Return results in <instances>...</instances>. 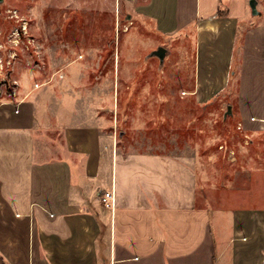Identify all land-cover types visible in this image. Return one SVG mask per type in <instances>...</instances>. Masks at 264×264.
Listing matches in <instances>:
<instances>
[{
	"label": "crops",
	"instance_id": "0c3cea01",
	"mask_svg": "<svg viewBox=\"0 0 264 264\" xmlns=\"http://www.w3.org/2000/svg\"><path fill=\"white\" fill-rule=\"evenodd\" d=\"M248 1L227 0L225 16L219 0H148L143 12L161 34L194 44L195 94L209 99L236 78L263 114L264 0L255 12ZM27 94L0 104V264H264V209H234L213 231L192 156L129 138L103 153L92 123L53 121L50 136L55 114L36 118ZM109 155L112 209L94 182Z\"/></svg>",
	"mask_w": 264,
	"mask_h": 264
},
{
	"label": "rangeland",
	"instance_id": "374dc122",
	"mask_svg": "<svg viewBox=\"0 0 264 264\" xmlns=\"http://www.w3.org/2000/svg\"><path fill=\"white\" fill-rule=\"evenodd\" d=\"M146 5L0 0V104L28 93L36 118L55 114L46 126L50 136L53 121L92 123L102 146L107 140L103 153H110L111 140L119 150L129 138L135 149L155 144L192 156L197 202L216 231L234 209H264V113H254L255 101L244 102L236 78L209 99L195 94L194 44L161 34L143 12ZM158 45L169 49L160 69L156 57H146ZM241 70L231 68L237 77ZM110 160L101 159L99 189L110 188Z\"/></svg>",
	"mask_w": 264,
	"mask_h": 264
},
{
	"label": "water",
	"instance_id": "95a60500",
	"mask_svg": "<svg viewBox=\"0 0 264 264\" xmlns=\"http://www.w3.org/2000/svg\"><path fill=\"white\" fill-rule=\"evenodd\" d=\"M248 4L252 10V12H255L256 10V0H249ZM169 54V49L163 45H158L155 49H152L146 57H156L158 59V67L159 69L164 64L165 57ZM230 112V105L227 106V111L224 115Z\"/></svg>",
	"mask_w": 264,
	"mask_h": 264
},
{
	"label": "built area",
	"instance_id": "2783aa9c",
	"mask_svg": "<svg viewBox=\"0 0 264 264\" xmlns=\"http://www.w3.org/2000/svg\"><path fill=\"white\" fill-rule=\"evenodd\" d=\"M21 100L15 102L16 105H19ZM17 111V109H15ZM100 201L103 206L112 209L114 207V192L111 189L106 190L100 194Z\"/></svg>",
	"mask_w": 264,
	"mask_h": 264
},
{
	"label": "trees",
	"instance_id": "16d2710c",
	"mask_svg": "<svg viewBox=\"0 0 264 264\" xmlns=\"http://www.w3.org/2000/svg\"><path fill=\"white\" fill-rule=\"evenodd\" d=\"M227 14V0H219L218 15L225 16Z\"/></svg>",
	"mask_w": 264,
	"mask_h": 264
}]
</instances>
